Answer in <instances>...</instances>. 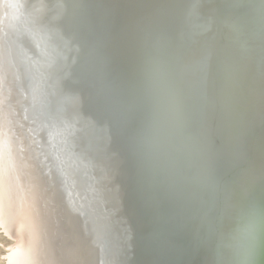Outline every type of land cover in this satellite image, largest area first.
I'll list each match as a JSON object with an SVG mask.
<instances>
[{"label":"water","instance_id":"obj_1","mask_svg":"<svg viewBox=\"0 0 264 264\" xmlns=\"http://www.w3.org/2000/svg\"><path fill=\"white\" fill-rule=\"evenodd\" d=\"M14 3L20 8L15 30L1 40L2 59L21 47L22 72L33 81L22 114L6 112L12 105L3 114L12 125L24 119L32 136L17 143L25 150L13 183L36 210L33 223L52 236L58 222L64 228L105 204L100 219H117L109 228L116 249L95 264H162L163 228L144 224L174 205L153 204L152 212L134 205L127 218L124 209L130 195L144 194L140 184L169 175L171 202L194 189L192 218L175 215L178 232L169 231L192 252L170 264H264V0ZM241 31L249 38L235 49L218 47ZM154 189L148 200L162 204ZM56 195L65 196L60 209ZM87 257L80 259L92 264Z\"/></svg>","mask_w":264,"mask_h":264},{"label":"bare ground","instance_id":"obj_2","mask_svg":"<svg viewBox=\"0 0 264 264\" xmlns=\"http://www.w3.org/2000/svg\"><path fill=\"white\" fill-rule=\"evenodd\" d=\"M20 5L14 3V0H0V41L3 39L5 34L11 33L15 30V21L14 17L15 11H18ZM264 10V7L263 9ZM264 12V11H263ZM186 16V15H185ZM191 21L192 17H189ZM48 23L51 25L52 21L49 18ZM30 24V23H29ZM27 24L26 26H30ZM21 30V29H20ZM19 30V31H20ZM249 35L246 34L244 31H241L240 34L235 36L233 39L225 40L221 45L226 50H233L237 46L247 40ZM0 45V234H5L7 237L11 239L10 242L5 244L4 248V258L5 264H85V260L80 259L81 255L84 252L87 254V258L89 262L95 264V260L99 259L103 261L108 257V255H112L115 252V242L114 240L110 239L112 233H109V228L112 225H115L117 219L113 222L109 220L100 219L101 214L107 210V205L100 204V207L95 210H82L79 214L75 215L68 219L67 226L64 228H60V222H58L57 228L58 233L54 235H48L45 233L46 225L42 222L40 224H34L32 220L36 219L34 208H30L24 202V199L21 198L22 193L20 192L19 187L16 185V189L14 188V170L16 165H18L20 161V157L23 156L25 148L24 145H18L19 141H26L32 140V136L28 132V125L24 122V119H19L18 121H14L12 123L5 117L3 114V108L6 105L7 107L11 106L6 112L13 111L12 108H15V111L20 115L23 111V106H25L26 101L29 100L31 97L30 95V85L28 83L32 82L31 76H25L22 72L23 62H22V55L19 53L21 47L16 46L13 55H17V57L9 59L7 61L2 59V53H4V47L6 44L1 41ZM225 45V46H224ZM244 64V60H241L240 64ZM244 66V65H243ZM21 98V99H20ZM23 98V104H20V101ZM20 104V105H19ZM13 119L14 113L10 115ZM104 125V124H103ZM22 133V135L20 134ZM25 136V137H24ZM224 139V138H223ZM25 141V142H26ZM25 144V143H24ZM6 154V156H5ZM18 179L20 177L17 176ZM134 178V174L132 176ZM169 175H163V178L160 176L159 178L155 179V181L149 182L148 186L144 188L143 184H140L138 187L144 194L140 193V195H130L132 200V205L129 206V209L125 207L124 211L125 218L132 216L133 207L136 205V212L143 211H150L152 212L155 209L153 204L162 205V209L165 207L170 208V211H165V213H159L161 215L160 218L152 217V221L145 222L144 225L147 224L150 228L156 230L157 228H163L161 232L157 233L156 237L159 240H165L163 245H159L160 248L158 249L157 255L160 254L162 257V264H170L172 261L178 257L182 259H186L190 256V252H192L191 247H188V243L185 244L183 238H176L170 234L171 231L176 228V233L178 232L177 224L173 225V223L178 222L175 215L179 216V220L184 223H187L190 218H192V210H190L187 200L190 194L194 191L193 188L188 190L186 194H181L176 192L174 196L179 199L178 204H176V200L173 199L171 202L168 199V195H171V192L174 190L173 186L169 189L168 186H165L167 182L170 181ZM97 179V177H95ZM21 179L18 182V185L21 184ZM176 182H171V185H175ZM148 187V189H147ZM224 187V186H223ZM156 188L159 190L158 194L161 198L162 204L159 202H154L152 198V192L155 191ZM222 189V187H220ZM26 189V188H25ZM27 189H29L27 187ZM134 189L135 188H132ZM138 189V188H137ZM30 190V189H29ZM179 192H184L183 186L178 185ZM146 191V192H145ZM152 191L151 193H149ZM224 200L228 199L229 201H233L227 195V192L222 190ZM189 192V193H188ZM142 194V195H141ZM189 194V195H188ZM26 195V194H25ZM173 196V195H172ZM186 197V198H184ZM145 198V199H144ZM204 202H206V198H202ZM65 196L63 195H56L55 199V206L60 209L61 204H65ZM106 204H108V198ZM200 202V201H199ZM203 203V202H202ZM152 204V205H150ZM156 205V206H157ZM120 210L114 211L118 217L123 212V207H118ZM182 210V211H181ZM181 211V212H180ZM60 212V211H59ZM249 212V211H248ZM50 213V212H49ZM106 215L108 214L105 213ZM138 214V213H137ZM139 215V214H138ZM52 216V214H51ZM88 216L98 217V218H89ZM53 217V216H52ZM210 218V217H209ZM160 219L158 222H156ZM194 220V219H193ZM89 222L91 226L84 227L86 223ZM121 222V219L118 218V223ZM40 223V222H39ZM124 223L130 224V228L134 229L133 224H136L135 221L129 218L128 221ZM251 222L247 221L243 224L245 227H249ZM105 224V225H104ZM124 225V224H123ZM127 225V226H128ZM173 225V226H172ZM60 228V232H59ZM106 228H108L106 230ZM143 226L140 227L142 229ZM145 228V227H144ZM165 228V229H164ZM223 228V227H222ZM224 229V228H223ZM147 230V228H146ZM150 230V229H149ZM171 230V231H170ZM144 231V229H143ZM170 231V232H169ZM169 232V233H168ZM126 236L128 233L123 232ZM159 234V236H158ZM163 235V237L160 236ZM111 235V236H110ZM170 237V238H168ZM161 238V239H160ZM176 241L177 244H171V240ZM81 241V244L75 243L77 240ZM113 239H116L113 237ZM122 239L119 237L118 240ZM170 239V240H167ZM151 241V238H146V241ZM264 241V239H263ZM110 245V246H109ZM119 246V245H118ZM183 246H185L184 249ZM172 247V248H169ZM182 247V248H181ZM118 247V252H119ZM189 248V249H188ZM168 252H167V250ZM171 249V250H170ZM162 250L164 251L162 253ZM182 250V253H180ZM143 250L141 249V252ZM167 253H166V252ZM262 260L261 262L264 263V247L262 248ZM105 254V258L103 259V255ZM103 259V260H102Z\"/></svg>","mask_w":264,"mask_h":264},{"label":"rangeland","instance_id":"obj_3","mask_svg":"<svg viewBox=\"0 0 264 264\" xmlns=\"http://www.w3.org/2000/svg\"><path fill=\"white\" fill-rule=\"evenodd\" d=\"M11 239L9 237H7L5 234H0V261L4 263L5 258H4V246L5 244H7L8 242H10ZM4 245V246H3Z\"/></svg>","mask_w":264,"mask_h":264},{"label":"clouds","instance_id":"obj_4","mask_svg":"<svg viewBox=\"0 0 264 264\" xmlns=\"http://www.w3.org/2000/svg\"><path fill=\"white\" fill-rule=\"evenodd\" d=\"M0 264H3V262H2V261H0Z\"/></svg>","mask_w":264,"mask_h":264}]
</instances>
